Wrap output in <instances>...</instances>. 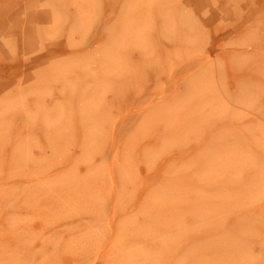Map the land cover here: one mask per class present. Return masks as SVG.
<instances>
[{
    "label": "rangeland",
    "instance_id": "374dc122",
    "mask_svg": "<svg viewBox=\"0 0 264 264\" xmlns=\"http://www.w3.org/2000/svg\"><path fill=\"white\" fill-rule=\"evenodd\" d=\"M0 264H264V0H0Z\"/></svg>",
    "mask_w": 264,
    "mask_h": 264
}]
</instances>
